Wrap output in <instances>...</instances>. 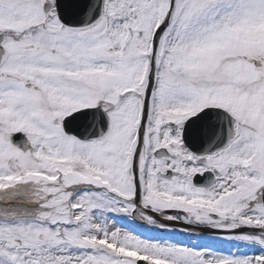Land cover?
Wrapping results in <instances>:
<instances>
[{
	"label": "snow or ice",
	"instance_id": "snow-or-ice-1",
	"mask_svg": "<svg viewBox=\"0 0 264 264\" xmlns=\"http://www.w3.org/2000/svg\"><path fill=\"white\" fill-rule=\"evenodd\" d=\"M0 264H264V0H0Z\"/></svg>",
	"mask_w": 264,
	"mask_h": 264
}]
</instances>
